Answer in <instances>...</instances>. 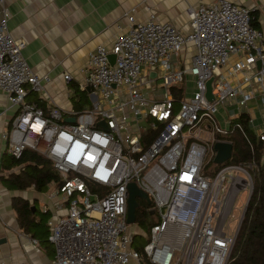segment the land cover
<instances>
[{
  "label": "built area",
  "instance_id": "built-area-1",
  "mask_svg": "<svg viewBox=\"0 0 264 264\" xmlns=\"http://www.w3.org/2000/svg\"><path fill=\"white\" fill-rule=\"evenodd\" d=\"M4 1L0 93L14 114L2 138L14 158L29 148L49 162L59 178L49 197H58L55 209L64 204V213L47 220L54 246L47 264H144L143 258L150 264H227L257 163H216L214 145L232 146L230 136L236 130L245 136L246 128L264 154V52L252 10L230 0L190 7L185 34L154 15L136 21L131 10L128 29L110 47L100 44L88 53L78 88L92 105L46 111L25 100L29 92H44L50 79L34 73L22 53L25 41L11 36ZM252 110L261 131L254 130ZM130 182L147 193L150 211L160 217L143 252L132 247L126 222ZM241 191L245 198L237 208Z\"/></svg>",
  "mask_w": 264,
  "mask_h": 264
},
{
  "label": "crops",
  "instance_id": "crops-1",
  "mask_svg": "<svg viewBox=\"0 0 264 264\" xmlns=\"http://www.w3.org/2000/svg\"><path fill=\"white\" fill-rule=\"evenodd\" d=\"M216 1L5 0L4 7L11 15L8 20L11 36L25 41L22 53L34 73L50 79L43 83L44 92H29L25 100L37 103L46 111L53 105L72 108L74 92L71 84L78 86L83 79L88 53L100 44L110 47L114 39L124 33L129 27L127 15L131 14V10H134L132 15L136 21H144L149 15H154L157 20L170 21L185 34L190 31L186 10ZM230 1L252 10V23L262 33L259 45L264 52V0ZM66 73L71 76L68 82L63 79ZM13 114L14 108L9 107L6 96L0 93V170L2 155L8 154L2 133ZM18 169L17 166L0 171V176ZM54 185L50 184L43 192L33 187L16 190L8 189L0 179V264H47L53 259L54 250L49 254L38 239L20 228L11 199L21 197L31 205L38 204L37 211L49 219L53 212L64 213V204L55 209L58 197H49ZM44 207L49 210L43 211ZM35 219L40 221L36 214ZM40 227L36 230H41ZM29 238H35L37 243H31Z\"/></svg>",
  "mask_w": 264,
  "mask_h": 264
},
{
  "label": "trees",
  "instance_id": "trees-1",
  "mask_svg": "<svg viewBox=\"0 0 264 264\" xmlns=\"http://www.w3.org/2000/svg\"><path fill=\"white\" fill-rule=\"evenodd\" d=\"M254 26V24L252 23ZM72 105L80 110L88 102L86 91L80 90L75 84ZM80 96L77 99L76 95ZM75 95V96H74ZM77 95V96H78ZM236 130L230 136L232 143L231 159L234 162L254 160L257 168L254 171V188L248 202L240 230L227 264H264V154L263 145L250 129ZM19 167L17 172L1 175L0 179L8 189L24 190L33 187L38 192L47 190L50 184H57L58 175L51 168L49 162L38 152L25 149L18 159L4 153L1 158V172L12 167ZM144 201V200H143ZM11 206L16 213L18 224L25 232L31 233L39 240L49 254L53 253V245L48 239L47 229L36 230L41 226V220L35 219L37 208L29 204L26 199L13 197ZM34 208V210H33ZM43 214V213H42ZM139 208H136V218ZM144 264H150L146 259Z\"/></svg>",
  "mask_w": 264,
  "mask_h": 264
},
{
  "label": "rangeland",
  "instance_id": "rangeland-1",
  "mask_svg": "<svg viewBox=\"0 0 264 264\" xmlns=\"http://www.w3.org/2000/svg\"><path fill=\"white\" fill-rule=\"evenodd\" d=\"M78 95V94H77ZM77 99H80V96L78 95ZM75 96V95H74ZM88 99V96H87ZM92 102V101H91ZM91 102L88 99V102L84 104L87 106L92 105ZM252 107V105H251ZM178 108H175V111ZM252 117L254 120V130L255 131H261L262 130V126L260 125V117L259 114L257 112V110H252ZM227 162H233L232 159H228ZM219 166L221 165H216V168H219ZM208 174L212 175L213 172L208 171ZM245 198V192L241 191L235 201L236 207L238 208L241 205V200H243ZM138 201V206L137 208H139V214L137 216V218L135 217V221L128 223V226L130 228V230L134 233V238H133V243H132V247L136 248L138 250H140L141 252H143V247L144 245L147 243L148 239H149V233H150V227L151 225L156 222L160 217L157 211L151 212V208H152V204H147L145 201H143V199L141 198H137ZM36 207L38 209V204H36ZM36 216L38 219L41 220V231L42 230H49L48 227L46 226L47 224V220H48V216L43 215L40 211H36ZM47 234H49V231H47ZM54 248V246H53ZM144 259V258H143Z\"/></svg>",
  "mask_w": 264,
  "mask_h": 264
},
{
  "label": "water",
  "instance_id": "water-1",
  "mask_svg": "<svg viewBox=\"0 0 264 264\" xmlns=\"http://www.w3.org/2000/svg\"><path fill=\"white\" fill-rule=\"evenodd\" d=\"M110 58L113 59V55L112 56L110 55ZM210 82H211V80H209L207 82L206 96L208 99H212ZM66 120L72 122V121H74V118L70 117V118H67ZM100 124L102 126H105V123L103 121H101ZM214 148L217 152V154L214 158V161L216 163H223L226 160H228L229 157L231 156L232 146L228 142H216L214 145ZM127 190H128V198H127L126 222L131 223V222L135 221V217H136L135 212H136V208L138 206L137 198H142L148 204L150 203V199H149L147 193H145L144 191L139 189L134 182H130L128 184ZM33 210H34V208H33ZM2 241H5V239H2Z\"/></svg>",
  "mask_w": 264,
  "mask_h": 264
}]
</instances>
